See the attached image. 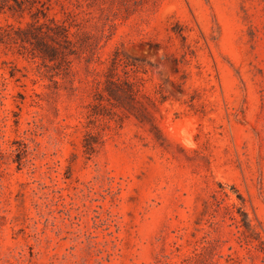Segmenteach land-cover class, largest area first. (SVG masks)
Masks as SVG:
<instances>
[{
  "label": "rangeland",
  "instance_id": "rangeland-1",
  "mask_svg": "<svg viewBox=\"0 0 264 264\" xmlns=\"http://www.w3.org/2000/svg\"><path fill=\"white\" fill-rule=\"evenodd\" d=\"M0 264H264V0H0Z\"/></svg>",
  "mask_w": 264,
  "mask_h": 264
}]
</instances>
